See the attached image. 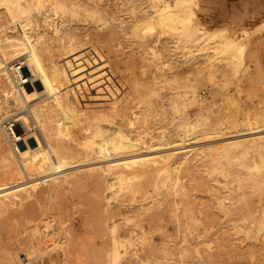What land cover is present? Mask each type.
<instances>
[{"label": "rangeland", "instance_id": "obj_1", "mask_svg": "<svg viewBox=\"0 0 264 264\" xmlns=\"http://www.w3.org/2000/svg\"><path fill=\"white\" fill-rule=\"evenodd\" d=\"M195 1L188 31L199 25L210 34L219 35L214 39L199 38L178 44L174 33L180 31L172 29L173 26H165L163 30L155 23L151 29L141 30L156 5L154 0H97L96 4L92 0H80L86 7L89 5L90 12H94L93 8L99 11L102 19L99 21L65 14L55 18L50 14L54 24L62 25L63 32H67L66 46L86 52L76 57L80 61L78 66H73L71 57L64 63L66 77L63 78L67 79V85L65 81L57 88L61 93V88L66 86L68 100L62 105L58 99L54 107L72 106L79 111V117L75 118L86 125L94 122L92 119L102 118L107 109L115 110L131 121L137 139L139 135L142 139L145 131L160 135L183 115L191 116L204 130L229 127L237 131L244 126L246 129V125L239 127L241 124H235V120L243 118L245 124L251 116L254 125L263 124L257 114L264 105V0ZM148 11H151L149 15ZM32 19V25L39 22L42 30L32 26L22 32L11 26L0 35L22 37L25 45L35 40L34 47L38 49L43 42L37 38L44 29L48 49L46 56H38V61L53 75H60L56 64L61 50L51 37L54 24L46 22L43 9ZM135 24L140 25L141 31L136 30ZM2 26H9V20L0 10ZM231 42L234 51L226 50ZM54 88L55 85L50 90ZM169 95L179 105L177 113L167 105ZM13 128L18 134L25 133L23 122L15 123ZM239 130L234 131L236 135L244 132ZM84 133L81 131L78 141L72 142L73 147L81 146ZM144 139L146 144L150 141L148 145L158 141L156 136ZM27 142L37 147L35 138L28 137ZM19 145L26 148L23 140ZM243 145L227 158L217 157L215 153L214 157L218 158L215 163L210 158L197 161L199 176L183 178L181 194L163 186L161 176L151 172L127 173L126 188L116 192L109 203L103 201L105 183L87 179V170L75 173L78 181L55 198L42 196L46 191V185L42 184L30 202L44 211L42 218L50 220L49 227L45 228L36 219V213L28 215L33 220L32 227L25 224L27 213L23 202L26 201L16 199L15 208L0 215V258L8 242L21 238L19 244L18 241L14 244L18 251L15 264H28L25 247L20 245L22 238H29L33 230L43 234L49 245L43 248L41 244L39 256L29 264L41 261L115 264L111 252H105L104 241L117 233L134 242L129 252L120 256V264L155 260L164 264H264V230L259 232L264 221V155L254 152L245 155L243 148L252 151V142L245 141ZM90 153V156L94 154ZM195 157L191 155L188 161L194 162ZM221 168L230 176L221 175ZM259 180L262 185L255 183ZM128 185L137 192H130ZM68 209L69 215L58 214Z\"/></svg>", "mask_w": 264, "mask_h": 264}, {"label": "bare ground", "instance_id": "obj_2", "mask_svg": "<svg viewBox=\"0 0 264 264\" xmlns=\"http://www.w3.org/2000/svg\"><path fill=\"white\" fill-rule=\"evenodd\" d=\"M79 1L0 0V10L9 20V26L0 27V32L8 30L11 26L19 28L22 32L29 30L32 26L35 29L42 30L39 22H34L32 25V18L36 16L39 9H43L46 22L52 24L55 21L50 14L55 15V18H58L60 14H65L74 18L84 16L85 18H95L98 21L102 20L98 16L99 11L97 9L93 8L94 12H90L89 5L86 7V4L79 3ZM92 1L95 4L97 3V0ZM154 2L156 5L152 12L148 11V15L150 12L151 15L147 18L148 20H145V26L140 28L139 26L144 25L143 23H138L140 25L135 24L138 25H134L135 28H138L136 30L151 29L155 23L162 28L173 26L172 29L175 27V31H180L174 33L178 44L199 38L214 39L219 36L215 33L210 34L208 30H204L199 25L196 26V29L188 31L189 14L196 3L195 0H154ZM54 25L51 28V37L61 50V56L58 59L59 64H56L59 67L57 73H60V75H53L47 68H43L38 61V56H46V50L48 49V44L45 42L47 36L42 33L44 29L43 31L40 30L42 36L39 35L37 38L40 37V41L43 42L42 47L38 49L34 47L37 45L35 40L30 42L29 45H25V40L22 37H3V35H0V215L14 209L17 205L16 199L19 198L26 201L23 202L27 213L25 224L30 225L33 220L28 215L36 213V219L42 221L41 224L45 228L49 227L50 220L42 218L44 211L34 208L35 206L32 205L30 199L35 196L38 187L42 184L46 185V191L41 193L42 196L46 198L56 196V194L68 189L70 185L78 181L74 176L75 173L81 170L89 172L86 178L90 181L92 179L97 184L102 181L105 183L103 201L106 200L109 203L116 192L123 191L126 188L127 173L151 172L159 174L163 186L173 189L176 194H181L184 192L181 180L185 177L198 178L199 176L196 170L197 165H195L197 161H203L207 158L216 161L218 158L214 157L215 153H218L219 156L217 157L227 158L232 151L240 149L245 141L252 142V146H250L252 151L249 148H243V154L247 155L249 152H254L264 155V123L254 125V116L249 117L247 122L242 124V116L238 121H241V123H238L236 122L238 117L235 115V124H241L239 127L246 125V129H243L245 126L241 129L244 132L238 129L242 132L238 135H236L238 130H234L236 131L234 132L229 130L228 126L227 129L225 128L226 130L222 128L204 130L200 127L198 121H194L191 116L183 115L182 119L178 120L175 119L177 117H174L173 120L176 121L173 122V127H169L170 129L168 128L164 132L162 131L160 135L154 134L158 132L145 131L144 137L140 139L139 135V139H137L138 136L137 138L134 136L131 121L115 110L107 109L105 113L103 112L104 116L102 118H95L97 122L92 119L94 122H88L86 125L82 122L83 120L75 118L78 116L79 111L72 106L54 107L56 100L59 99L62 105L68 100V96H65L66 86L61 88L65 93L58 91L60 85L67 80L63 78L66 77L63 74L65 72L64 63L69 60L67 58L71 57L72 64L76 67L80 64L76 57L86 54V52L78 50L75 46H66L67 42L64 38L67 32H63L62 25ZM25 46L27 47L25 48ZM233 46L234 44L231 42L226 50L233 48L231 51H234ZM224 51L225 48L222 52L224 53ZM16 62L27 65L32 72L29 83L26 85L18 83L12 74ZM90 62L94 64V60H90ZM34 82H37L38 85L33 84ZM54 85L56 88L50 90ZM65 85H67V81ZM168 98V107L176 112L179 105L172 95H169ZM257 115V119L260 118L264 121V105ZM19 122H23L24 134H18L13 128L15 123ZM83 123L84 127H82ZM81 131L85 132L84 139L80 142L81 146L73 147L72 142L78 141ZM151 131L157 130L151 129ZM155 136L158 138L156 143L151 141L152 144L148 145L150 141L148 140V144L144 141V138L153 139ZM28 137L35 138L36 148H33L27 142ZM22 140L25 141L26 148L20 147L19 144ZM88 152L94 154L90 156ZM191 155L196 156L194 162L191 161L192 163L188 161ZM239 155L242 156V154ZM221 159L218 161L224 167L225 164L222 165ZM229 159L231 161V157ZM237 161L239 160L237 159ZM222 168L221 175H224V177L230 176ZM212 173L210 172V175ZM261 182L259 180L255 183L262 185ZM154 186L157 189L158 183H155ZM127 188L134 194L137 192V189L133 186L128 185ZM185 210H188V208ZM219 210L222 211L220 207ZM58 214L67 216L70 214L69 209L59 211ZM259 226V232L261 233L264 230V221ZM112 228L114 232L117 226L115 225ZM30 231H32V234L29 235V238H22L20 245L25 247L28 264L32 258H37L41 244H43V248L49 245V243H45L46 238L43 234L40 235L33 232V230ZM20 239L8 242V246L5 245L6 248H4L3 255L0 258V264H15L18 251L15 250L14 244L17 241L19 244ZM4 243H7V240ZM132 246H134V242L131 238L126 240L118 233L110 239L106 238L104 241L105 252H111L115 264H120V256L127 254ZM23 255L25 256V254ZM56 262L60 263V261ZM47 263L48 261H44V263L41 261L40 264ZM144 263L164 264L156 260L152 263L149 261Z\"/></svg>", "mask_w": 264, "mask_h": 264}, {"label": "built area", "instance_id": "obj_3", "mask_svg": "<svg viewBox=\"0 0 264 264\" xmlns=\"http://www.w3.org/2000/svg\"><path fill=\"white\" fill-rule=\"evenodd\" d=\"M12 74L14 75V78L18 83L26 85L29 83L32 72L27 65H23L19 62H16L15 66L12 69Z\"/></svg>", "mask_w": 264, "mask_h": 264}]
</instances>
